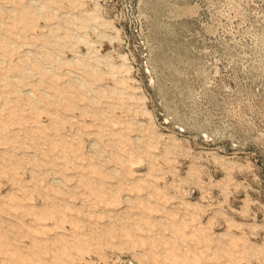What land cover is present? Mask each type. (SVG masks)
<instances>
[{
  "label": "rangeland",
  "instance_id": "374dc122",
  "mask_svg": "<svg viewBox=\"0 0 264 264\" xmlns=\"http://www.w3.org/2000/svg\"><path fill=\"white\" fill-rule=\"evenodd\" d=\"M0 264H264V0H0Z\"/></svg>",
  "mask_w": 264,
  "mask_h": 264
}]
</instances>
